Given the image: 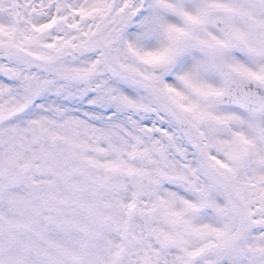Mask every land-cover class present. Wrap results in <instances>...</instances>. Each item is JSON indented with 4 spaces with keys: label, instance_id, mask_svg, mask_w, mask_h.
Here are the masks:
<instances>
[{
    "label": "rangeland",
    "instance_id": "1",
    "mask_svg": "<svg viewBox=\"0 0 264 264\" xmlns=\"http://www.w3.org/2000/svg\"><path fill=\"white\" fill-rule=\"evenodd\" d=\"M124 1L42 0L45 19L13 0L30 41L0 27V264H195L201 229L222 239L215 259L264 264V113L213 108L238 35L209 22L264 25V0ZM255 54L264 70V44ZM177 116L200 126L197 148Z\"/></svg>",
    "mask_w": 264,
    "mask_h": 264
},
{
    "label": "water",
    "instance_id": "2",
    "mask_svg": "<svg viewBox=\"0 0 264 264\" xmlns=\"http://www.w3.org/2000/svg\"><path fill=\"white\" fill-rule=\"evenodd\" d=\"M211 23L221 27L225 23V18L222 15L214 16L211 19ZM3 52L2 47H0V54ZM72 53L81 56L87 53V49L85 47L73 48ZM68 56H70V54H68ZM151 68L154 72H160L162 66L153 65ZM223 79L224 87L219 96L220 103L237 106L253 114H258L264 109V86L261 83L233 72L224 73ZM176 122L180 126L185 138L189 141L194 140L195 127L183 119L177 118ZM260 137L264 143V129L260 131ZM146 185L145 180H142L140 188L144 189ZM235 211L241 222H248L247 214L240 207H235ZM156 213L157 211L154 210L153 215H156Z\"/></svg>",
    "mask_w": 264,
    "mask_h": 264
},
{
    "label": "bare ground",
    "instance_id": "3",
    "mask_svg": "<svg viewBox=\"0 0 264 264\" xmlns=\"http://www.w3.org/2000/svg\"><path fill=\"white\" fill-rule=\"evenodd\" d=\"M23 4L24 7L29 8L30 9V13L31 12H35V15H42L45 17V19L54 16L53 14V7L51 6V4H47L46 6H44L42 0H20ZM127 1L124 0H115L114 3V8H118V7H122V6H126ZM13 5V0H0V17L3 18L5 20V23L3 26H0L2 28L3 31H6L10 34V36L14 37V44L15 45H24L27 44L28 41H30V36L25 35V31L23 29H20L19 27V23L22 19L21 16H18L17 14L13 13L10 10V6L12 7ZM5 26V27H4ZM29 31L31 33H35L38 32L40 30V33L42 34L44 31L47 32L48 27L49 26V22L48 21H44L40 24H31L29 25ZM84 27H86V24L84 25ZM87 27H88V23H87ZM50 39L53 40L55 39V33H52L50 36ZM43 48L46 47V45H42ZM41 48V47H40ZM74 66L78 67L79 63L78 62H74L73 64ZM168 226V224H166ZM200 232L197 233L196 235V244L194 246L191 247V249H189L188 252V256H199L200 259L195 263V264H224L223 261H221L220 259H215L213 256L215 250L213 247L214 245H216L218 242H220L222 239L220 237H216L214 238L213 236H211V232L210 230H206V229H201L199 230ZM207 232V233H206ZM182 234V233H180ZM205 234H208L207 237H205L206 239H204V242L202 243L201 246H199V241L200 239H202L201 236H204ZM226 238V237H225ZM186 238H184L185 241ZM203 240V239H202ZM179 241H181V239L178 238V241H174L175 245H177L179 247L180 243ZM132 251H129L127 253H131ZM189 263V262H188ZM234 264H243L241 261L236 260L234 262Z\"/></svg>",
    "mask_w": 264,
    "mask_h": 264
},
{
    "label": "flooded vegetation",
    "instance_id": "4",
    "mask_svg": "<svg viewBox=\"0 0 264 264\" xmlns=\"http://www.w3.org/2000/svg\"><path fill=\"white\" fill-rule=\"evenodd\" d=\"M253 43L251 42V40H248V41H246V42H240L239 44H238V48H230V47H228L227 48V50L228 51H233L232 52V54H233V58H234V60H236L237 58H239L241 55H243L242 54V52L244 53L246 50H247V48L249 47V46H251ZM230 55V54H229ZM248 67L250 68V65H248ZM217 96H214V97H212V99H211V104H212V106L213 105H216V101H217V98H216ZM202 103H204L205 104V102L203 101Z\"/></svg>",
    "mask_w": 264,
    "mask_h": 264
}]
</instances>
